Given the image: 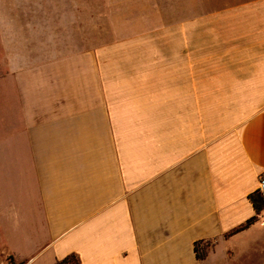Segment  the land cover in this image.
Segmentation results:
<instances>
[{"label": "crops", "instance_id": "obj_1", "mask_svg": "<svg viewBox=\"0 0 264 264\" xmlns=\"http://www.w3.org/2000/svg\"><path fill=\"white\" fill-rule=\"evenodd\" d=\"M260 176L264 0H0L2 197L48 264H264Z\"/></svg>", "mask_w": 264, "mask_h": 264}, {"label": "rangeland", "instance_id": "obj_2", "mask_svg": "<svg viewBox=\"0 0 264 264\" xmlns=\"http://www.w3.org/2000/svg\"><path fill=\"white\" fill-rule=\"evenodd\" d=\"M15 201H17V197L15 198ZM7 202L8 199L6 198V200H4L2 197V184L0 183V259H1L0 264L2 263L8 264L9 262L8 257H10V255L7 256L6 254L4 255L1 254L2 247L7 245V242H9L11 253H13V251H18V250L20 252L26 251L25 255L27 258L31 256H32L31 258L34 257L32 261L33 264H48L50 251L49 248L46 247V244L49 241L46 235V231L44 230V224H42V229L40 232V236H41L40 244L37 246L36 250L34 251L33 249H28L26 245H23L21 243L19 232L17 230V224L21 215L18 213L17 208H15V210L9 208L7 206L8 205ZM35 235L36 238L38 239V235L37 234ZM209 245L210 246L207 250V254L213 249V244L209 243ZM257 257L258 255L256 251L253 252L251 251L249 253V260H245L242 264H258Z\"/></svg>", "mask_w": 264, "mask_h": 264}, {"label": "trees", "instance_id": "obj_3", "mask_svg": "<svg viewBox=\"0 0 264 264\" xmlns=\"http://www.w3.org/2000/svg\"><path fill=\"white\" fill-rule=\"evenodd\" d=\"M249 199H250L251 203L253 204L257 213L264 209V197L258 191L251 194L249 196ZM255 219H256V217L249 219L245 223V225L236 229L234 232H238V231L246 228L247 226L252 224L255 221ZM209 246H210L209 243L203 242V241L196 242L194 244V251H195V255H196L198 260L205 259ZM8 261H9L8 264H15L12 260V257H8ZM19 264H25V263L21 262ZM58 264H79V260L75 255H70L67 258L63 259L62 261L58 262Z\"/></svg>", "mask_w": 264, "mask_h": 264}, {"label": "built area", "instance_id": "obj_4", "mask_svg": "<svg viewBox=\"0 0 264 264\" xmlns=\"http://www.w3.org/2000/svg\"><path fill=\"white\" fill-rule=\"evenodd\" d=\"M260 194L264 195V176L259 177L258 190Z\"/></svg>", "mask_w": 264, "mask_h": 264}]
</instances>
